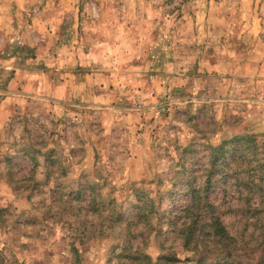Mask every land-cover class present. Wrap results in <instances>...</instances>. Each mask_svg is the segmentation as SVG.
Returning a JSON list of instances; mask_svg holds the SVG:
<instances>
[{
    "label": "rangeland",
    "instance_id": "374dc122",
    "mask_svg": "<svg viewBox=\"0 0 264 264\" xmlns=\"http://www.w3.org/2000/svg\"><path fill=\"white\" fill-rule=\"evenodd\" d=\"M263 232L264 0H0V264H264Z\"/></svg>",
    "mask_w": 264,
    "mask_h": 264
},
{
    "label": "trees",
    "instance_id": "16d2710c",
    "mask_svg": "<svg viewBox=\"0 0 264 264\" xmlns=\"http://www.w3.org/2000/svg\"><path fill=\"white\" fill-rule=\"evenodd\" d=\"M210 225L211 226H214L216 228L219 227V229L217 230V232L218 233H221V236H224L225 239H231L229 237V233L226 230L225 226L219 221V217L218 216L212 215L211 220H210ZM258 264H261V262H259Z\"/></svg>",
    "mask_w": 264,
    "mask_h": 264
}]
</instances>
